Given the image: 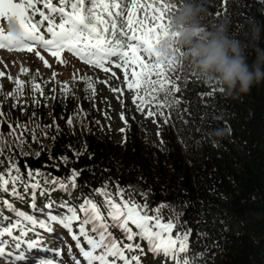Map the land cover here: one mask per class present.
<instances>
[{
	"label": "trees",
	"instance_id": "16d2710c",
	"mask_svg": "<svg viewBox=\"0 0 264 264\" xmlns=\"http://www.w3.org/2000/svg\"><path fill=\"white\" fill-rule=\"evenodd\" d=\"M173 2L177 13L183 0ZM198 3L205 9L201 23L206 29L223 24L231 37L241 40L250 50L252 30L259 28L258 43L264 48V0H227L226 13L219 17L212 13L221 10L220 0ZM253 58L250 54L249 62ZM182 64L190 70L181 69V76L187 71L185 79L192 80L195 72L185 56ZM20 76L26 86L20 102L13 101V105L18 109L24 106L26 94L27 108L19 124L31 129L24 132V152L28 154L18 157L22 172L30 167L45 176L52 173L63 178L71 168L83 169L73 199L81 192L93 195V189L105 185L113 192L117 186L122 188L126 196L141 204L146 196L149 207L162 205L165 221L175 220L173 235L177 230H192L188 253L192 264H264V83L247 94L229 95L214 82L206 83L196 75L199 82L191 84L184 93L186 99L181 107L186 110L179 117L173 113L167 124L161 117L160 148H156L145 141L143 134L133 136L131 123L121 133L122 142L112 143L96 112V84L93 93L85 92V86L78 82L82 96L74 105L76 83L71 84L72 79L66 81V92H61L56 83L51 121L44 124L34 116L28 120V107L44 110L48 97L30 89L32 78L41 87L44 80L38 81L35 75ZM69 118L73 119L71 125L67 123ZM217 130L223 134L216 135ZM8 131L0 127V132ZM33 135L39 142H33ZM62 156L68 157L66 167L61 164L58 171L48 167L58 163L51 158ZM52 195L59 200L62 193ZM94 199L99 202L101 197ZM55 236L60 239L46 236L47 247L61 250V237L67 235L56 226ZM27 256L26 264H31L33 258L58 261L53 251H34ZM143 264L165 262L163 257L149 253L143 257Z\"/></svg>",
	"mask_w": 264,
	"mask_h": 264
},
{
	"label": "snow or ice",
	"instance_id": "6c2138e0",
	"mask_svg": "<svg viewBox=\"0 0 264 264\" xmlns=\"http://www.w3.org/2000/svg\"><path fill=\"white\" fill-rule=\"evenodd\" d=\"M219 7L213 16L226 13L227 0H220ZM175 9L173 0H0V17L6 18L7 24H18L23 33L22 39L16 40L0 31V49H39L65 66L64 53H68L89 67L111 72L113 77L116 73L111 70L120 69L137 110L146 118L160 116L167 124L173 113L179 117L186 110L181 107L184 93L199 82L196 74L192 80L185 79L187 71L185 76L180 74L188 66L182 64L185 53L172 31ZM165 45L172 53L168 59L159 51ZM39 50L35 55L45 67H51ZM28 72L21 68V74ZM55 76L53 73V81ZM8 79L14 91L6 93L5 99L19 103L23 82L18 77ZM77 82L85 86V92H95V78L81 75L77 80L74 75L70 83ZM56 83L61 92L69 88V82ZM30 89L43 95L35 78ZM67 123L71 125L73 119ZM8 129L7 134L0 132V264H26L27 253L34 251H53L63 257V251L49 249L45 242L46 236L60 239L55 236L56 226L71 241L65 244L67 258L62 264H143V257L149 253L163 257L165 264H192L188 255L192 230H177L173 235L176 222L162 218V205L151 208L146 196L141 204L126 196L122 188L117 186L113 192L108 185L93 189V195L81 192L73 199L84 170L71 168L63 178L52 173L45 176L30 167L22 172L18 157L28 154L24 152V132L31 129L19 123H8ZM33 142H39L34 135ZM51 159L58 163L48 165L50 168L58 171L61 164L67 166L68 157ZM54 192L62 193L59 200L53 198ZM97 195L99 202L94 199ZM31 264L54 261L33 258Z\"/></svg>",
	"mask_w": 264,
	"mask_h": 264
},
{
	"label": "rangeland",
	"instance_id": "374dc122",
	"mask_svg": "<svg viewBox=\"0 0 264 264\" xmlns=\"http://www.w3.org/2000/svg\"><path fill=\"white\" fill-rule=\"evenodd\" d=\"M5 25H7L6 18L0 17V31H5ZM35 49L33 52L27 51H9L6 48L0 49V72L5 75L0 76V85H2V92H0V112L3 113L0 116V127L8 128V123L14 126L20 123L24 118V109L27 107V96L24 94L25 99L21 108L13 106V100L5 99V94L14 90V84L10 82L8 77H12L13 80L17 77L23 82V86H26V81L20 76L21 68L29 69L27 73L35 75L36 79L44 80V86L42 87L43 94L41 97H48L47 107L43 110L39 108L35 109L34 105L28 107L26 118L32 119L31 116L39 118L44 124L51 121V115L53 110V97L56 92L52 90L57 89L56 81L62 80L64 82L73 80L74 75L77 80L80 76L90 77L96 79V93H95V107L98 117L101 118L103 126L109 133V137L112 143L120 144L122 142V131L126 128L128 123H131L130 132L135 137H140L143 134V138L151 146L160 148L159 133L162 127V119L160 116L154 118H146L144 114L139 112L136 106L133 104V93L127 89V85L124 82L123 72L120 69L113 68L111 71L116 73L113 77L111 72L104 73L98 69L89 67L80 62L75 57L68 53H64V59L66 66L59 64L54 58L47 53L41 51V54L45 56L51 67H45L43 62L35 55ZM39 70L38 72L36 70ZM78 70V73H77ZM53 73H56L55 81H53ZM77 82L73 89V104L78 105L81 99V90ZM117 89L118 91H113ZM35 114V115H33ZM121 114L123 119H121ZM155 119V123L153 122ZM61 251H63V257H58L57 262L54 264H62L63 260L67 258V249L65 244L70 241V238L66 236L61 237Z\"/></svg>",
	"mask_w": 264,
	"mask_h": 264
},
{
	"label": "clouds",
	"instance_id": "9594fccd",
	"mask_svg": "<svg viewBox=\"0 0 264 264\" xmlns=\"http://www.w3.org/2000/svg\"><path fill=\"white\" fill-rule=\"evenodd\" d=\"M205 9L198 0H183L182 6L172 19V31L177 34L178 46L185 53L195 74L206 83L214 82L227 94H247L254 86L264 83V48L259 46L260 30L253 28L250 50L241 40L230 36L225 25L206 29L201 18ZM5 33L16 40L23 37L15 22L5 25ZM160 55L168 59L172 53L162 46ZM254 58L249 62V55ZM217 130L216 135H222Z\"/></svg>",
	"mask_w": 264,
	"mask_h": 264
}]
</instances>
